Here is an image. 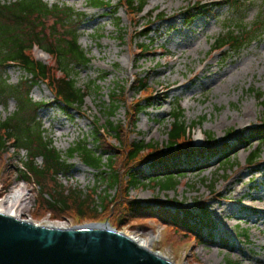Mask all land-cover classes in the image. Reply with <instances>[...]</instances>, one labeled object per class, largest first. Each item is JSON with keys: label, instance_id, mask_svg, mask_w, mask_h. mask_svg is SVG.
<instances>
[{"label": "rangeland", "instance_id": "obj_1", "mask_svg": "<svg viewBox=\"0 0 264 264\" xmlns=\"http://www.w3.org/2000/svg\"><path fill=\"white\" fill-rule=\"evenodd\" d=\"M42 1L49 6L64 5L83 15L77 24L78 44L91 61L88 68L76 70L77 85L84 91L94 83L90 91H85L87 97L77 113L57 108L44 85L30 92L34 103L46 105L36 112L37 121L42 126L44 138L52 141L64 159L79 141L86 140L89 148L95 147L96 129L106 130L108 122L114 126L124 125L125 131L130 133L128 143L141 141L164 146L173 123L172 114L177 108L183 112L184 126L193 130L190 136L197 149H206V144L214 143L208 146L210 150L203 151L202 157L196 154L189 160L190 166L181 167L183 172L175 177V188L161 191L147 182L151 162H145L135 166L138 185L127 193L129 198L143 203L174 201L185 207H196L199 202L200 215L210 223L203 242L186 238L184 244L175 245L167 241L166 234L170 231L164 232L154 221H135L116 231L138 234L142 238L152 235V253L165 257L171 264H225L226 261L264 264V139L254 141L257 130L264 131V101L259 97L264 94V27L255 28L259 17L264 21V0H246L242 4L241 13L250 31L260 30L255 41L242 52L225 54H212L211 51L225 33L227 24L240 20V8L234 6L235 14L222 0H145L143 12L135 16L123 9L114 14L110 9H91L87 0ZM103 1H108L113 9L119 3V0ZM195 6L203 7L200 15L186 25L182 13ZM160 14L163 15L161 21H157ZM145 26L148 28L146 36H138ZM247 36L252 37L251 34ZM141 45L147 50L139 56ZM33 55L49 63V58L41 51L34 50ZM4 73L10 86L25 79L13 66L6 68ZM134 77L145 79L152 100L141 104L149 106L136 117L133 127L127 116V104L140 100L143 93L133 86ZM167 82L185 87L166 94L160 85ZM115 93L122 100L109 119L108 113L115 107L110 98ZM161 96L166 97L163 102ZM16 108L13 98L0 103V121L11 117ZM200 129L203 136L198 137ZM255 152H259L260 158L249 165L248 157ZM121 154L116 155L114 164V170L121 176L117 188L106 184L112 175L108 167L102 169L103 174H97L78 157L68 161L71 168L61 173L57 180L68 190L81 191L86 196L94 193L95 207L99 208L105 197L107 201L117 200L120 190L125 188V171L119 166ZM26 159L25 151L9 147L0 160V198L18 183L26 185L32 196L23 220H31L37 226L54 223L67 227L106 223L110 226L105 216L111 214L110 207L117 208L115 205L106 211L97 210L98 217L93 222L79 219L72 213L57 219H52L49 213H35L38 187L34 181L27 184L16 179L15 169L21 168ZM36 165L41 166L40 159L36 160ZM82 168L87 171L83 172ZM223 210L232 214L222 213ZM242 217L245 219H239Z\"/></svg>", "mask_w": 264, "mask_h": 264}, {"label": "trees", "instance_id": "obj_2", "mask_svg": "<svg viewBox=\"0 0 264 264\" xmlns=\"http://www.w3.org/2000/svg\"><path fill=\"white\" fill-rule=\"evenodd\" d=\"M245 2L246 0H227L231 12L237 14L234 6L240 8L238 15L240 20L236 22L233 20L227 24L225 33L216 41V50L239 53L255 41L257 34L259 35L260 30L255 28L264 27V21L259 17L255 21V28L250 31L251 27L246 25L245 16L241 13L242 4ZM86 4L92 9H110L111 12L114 10L113 14L116 10L123 9L128 15L135 16L142 13L145 0H119L114 9L108 1L103 0H87ZM201 8L195 6L182 13L186 24L200 15ZM81 16L83 15L69 7L49 6L42 0L13 2L0 0V103L13 98L17 106L11 117L0 121V160L7 154L9 147H13L15 151H25L27 159L22 164V169H15L16 179L27 184L34 181L38 187L35 213L41 215L49 213L52 219L72 213V216L93 222L98 217L97 210L106 211L111 205H115L117 208L110 207L111 214L105 216L110 226L115 229L135 221H154L164 228V232L170 231L166 234L168 242L175 245L184 244L186 238L193 239L197 243L203 242L204 232L209 230L206 227L208 221L204 223V219L196 209L186 208L183 204L173 201L168 204H144L127 196L131 187L138 185L135 166L153 161V169L147 181L161 191H168L176 187L175 177L183 172L180 164L183 162L182 166L190 165L189 160L196 156L197 151L191 148V137L182 123V112L179 109L172 115L173 123L167 131V141L164 146L148 145L141 141L128 143L129 131L127 129L125 131L124 125L114 126L112 122H108L106 130L96 129L95 147L89 148L86 140L79 141L68 150L65 159L53 146L52 141L44 138L36 112L46 105L34 103L30 98L31 90L39 85H45L52 94L53 103L57 108L65 112L77 113L84 105L89 88L94 87L92 83L85 92L77 85L76 70L88 68L91 64L87 54L78 44L79 25L77 24ZM162 16L160 14L158 20H161ZM248 34L252 37L247 36ZM34 45L50 57L51 64L46 65L32 56ZM139 50L141 53L146 51L142 48ZM10 66L16 67L25 77L16 86L8 85L4 77L5 69ZM136 87L146 93L143 100L131 104L127 109V116L132 121L133 127L136 117L145 108L141 103L151 99L150 91L146 90L145 79H140ZM259 97L264 101V94ZM119 100L122 99L117 93L110 98V102L115 104V107L108 113L109 119L118 109ZM262 135L257 131V138L254 141L263 139ZM102 137L118 146L110 144ZM120 153L122 154L119 166L125 171V188L120 190L117 200L107 201L105 197L99 208L95 207L94 193L93 195L88 193L86 196L81 191L68 190L57 180L61 173H66L71 168L68 161L78 157L86 167L97 174H103L102 169L108 167L112 175L107 178L106 184L110 188H117L121 176L114 170V164L116 155ZM180 155L185 159H180ZM259 158V152H255L248 158V163L252 165ZM37 159L41 160V166L36 165ZM8 185L9 183L5 188ZM225 264L236 263L226 261Z\"/></svg>", "mask_w": 264, "mask_h": 264}, {"label": "water", "instance_id": "obj_3", "mask_svg": "<svg viewBox=\"0 0 264 264\" xmlns=\"http://www.w3.org/2000/svg\"><path fill=\"white\" fill-rule=\"evenodd\" d=\"M0 264H171L106 224L47 228L0 210Z\"/></svg>", "mask_w": 264, "mask_h": 264}, {"label": "bare ground", "instance_id": "obj_4", "mask_svg": "<svg viewBox=\"0 0 264 264\" xmlns=\"http://www.w3.org/2000/svg\"><path fill=\"white\" fill-rule=\"evenodd\" d=\"M194 50H195V48H194ZM169 70H171V69H169ZM160 86H161L162 90H164V92H166V94H168L170 92H175V91L185 87V85H183V84H177L174 82H172V83L167 82V83H164ZM165 98H166L165 96H161L160 101L163 102ZM200 136H203V132L201 129L199 130L198 137H200ZM81 170L83 172L87 171L85 168H82ZM31 203H32V196L30 195L26 185H24L23 183H18V184H15L14 186H12L8 190V192L5 193L0 198V210L14 214L16 217H18L23 222L33 224V223H31V220L30 221L23 220V216L25 214H27ZM252 210L255 211L256 209H252ZM222 213H227L228 215L232 214L229 210H223ZM239 219L242 220L245 218L242 217ZM40 227L66 228L67 226H65L64 224H59V223L55 224L54 223L51 225L40 226ZM120 234L152 252L151 245H152L153 240H154L152 235L142 238L138 234H131V233H120ZM157 256L164 259V260L166 259L165 257H163L161 255H157Z\"/></svg>", "mask_w": 264, "mask_h": 264}]
</instances>
